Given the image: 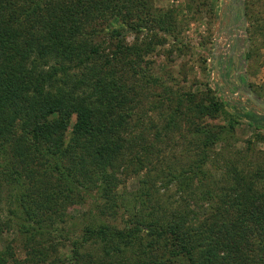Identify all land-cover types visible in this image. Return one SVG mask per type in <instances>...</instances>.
<instances>
[{
  "label": "rangeland",
  "instance_id": "obj_1",
  "mask_svg": "<svg viewBox=\"0 0 264 264\" xmlns=\"http://www.w3.org/2000/svg\"><path fill=\"white\" fill-rule=\"evenodd\" d=\"M241 2L244 18L239 0H140L132 22L137 26L146 20V26L128 29L125 41L143 48L151 43L153 50L134 56L140 62L137 72L131 69L117 76L129 97L117 108L120 127L111 136L122 146L115 169L118 186L112 193H101L90 174L81 175L78 183L70 180L71 188L60 184L54 176V158L30 148L33 141L25 138L21 127L6 144L8 150L0 153V251L10 247L19 259L48 264L43 257L64 258L87 226L109 224L125 230L137 220L148 221L151 213L165 224L206 217L218 223L241 216L222 209L218 214L212 208L216 202L207 200V192L234 193L243 186L238 179L250 180L256 174L255 188L264 187V120L257 128L247 116L248 111L264 116V108L241 92L251 89L264 101V0ZM113 22L115 18L94 21L82 37L101 44L109 54L107 35L88 33L93 27L109 29ZM80 71L75 68L71 73ZM213 102L221 104L215 116L197 113L196 104ZM231 123L234 133L228 139L205 146L206 131ZM87 145L80 160L91 172ZM200 161L206 183L196 181L187 187L174 179ZM16 169L18 173H13ZM20 191L39 227L33 236L23 228L27 215L20 206ZM145 191L149 203L141 206ZM212 211L216 218L209 217ZM142 230L128 250L137 264L150 262L146 251L150 244L141 238L146 235ZM83 252L95 259L101 255L95 242Z\"/></svg>",
  "mask_w": 264,
  "mask_h": 264
},
{
  "label": "trees",
  "instance_id": "obj_2",
  "mask_svg": "<svg viewBox=\"0 0 264 264\" xmlns=\"http://www.w3.org/2000/svg\"><path fill=\"white\" fill-rule=\"evenodd\" d=\"M139 2L0 0V153L8 150L6 144L22 127L25 138L33 141L30 148L54 158V176L60 184L71 188L70 180L78 183L81 175L87 178L90 174L101 193L115 191L119 183L115 169L122 146L111 136L120 127L117 108L129 99L125 84L118 82L122 77L117 76L131 69L137 72L140 62L134 56L153 50L151 43L143 48L125 41L128 29L146 26V20L137 26L132 22ZM113 18L117 22L109 29L93 27L88 33L107 35L112 52L106 54L101 44H92L82 35L94 21ZM75 68L81 70L78 75L71 73ZM213 103L196 104L195 109L200 116H215L221 104L215 102L213 107ZM247 116L257 128L263 126L264 116L253 111ZM233 130L234 123L206 131L205 146L215 140L225 141ZM86 145L91 172L80 160ZM203 165L202 161L190 165L174 179L187 187L196 181L206 183ZM13 173H18L17 169ZM253 176L238 179L237 184L243 186L234 193L207 192V200L216 202L212 208L218 214L222 209L241 216L218 223L206 217L199 222L165 224L151 213L148 221L137 220L125 230L109 224L87 226L82 237L73 239L68 255L43 260L48 264H137L128 250L143 229L146 235L141 238L150 244L147 264H264V187L255 188L258 174ZM21 191L20 206L27 215L23 228L33 236L39 227ZM148 195V191L143 193L141 206L149 203ZM209 217L216 218L213 211ZM92 242L101 249L96 259L83 252ZM0 264L36 263L15 257L8 247L0 251Z\"/></svg>",
  "mask_w": 264,
  "mask_h": 264
},
{
  "label": "water",
  "instance_id": "obj_3",
  "mask_svg": "<svg viewBox=\"0 0 264 264\" xmlns=\"http://www.w3.org/2000/svg\"><path fill=\"white\" fill-rule=\"evenodd\" d=\"M240 1V4H239V12L242 16V18L245 17V10H244V6H243V3ZM218 57H216V66H215V72H217L219 70V63H218ZM242 83L240 80H238V85L240 86ZM244 95H247L250 99V101L256 105L257 107L259 108H264V101L260 100L259 98L256 97V95L254 94V92L251 90V89H248V90H242L241 91Z\"/></svg>",
  "mask_w": 264,
  "mask_h": 264
}]
</instances>
